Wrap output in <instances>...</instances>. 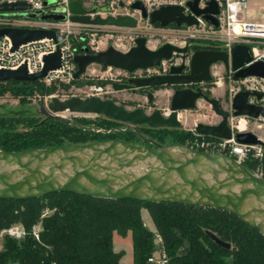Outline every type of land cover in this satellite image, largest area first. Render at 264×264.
Here are the masks:
<instances>
[{
  "label": "water",
  "instance_id": "95a60500",
  "mask_svg": "<svg viewBox=\"0 0 264 264\" xmlns=\"http://www.w3.org/2000/svg\"><path fill=\"white\" fill-rule=\"evenodd\" d=\"M202 0H190L185 6H166L149 15L143 4L134 3L131 9L138 10L142 18H150L151 24L167 27L197 24V17L206 19L218 26L216 16L219 5L216 0H208L201 8ZM26 4L17 2L0 5L1 12L15 11ZM190 11L187 16L185 10ZM71 21L99 26H114L133 29L139 20L131 16L97 17L92 20L80 2L69 6ZM61 11V10H60ZM105 11H109L108 8ZM97 12V9L92 10ZM31 18L65 21L63 14L36 13ZM8 37L12 42L13 52L21 45L51 38L56 41L55 31L3 28L0 39ZM135 46L128 52H121L109 47L97 54H77L75 79L82 78L91 65L113 68L133 75L138 70L161 67L163 61H172L177 54L184 57L182 64L172 66L170 73L152 76L148 79L134 78L130 83L139 88L167 86H192L207 84L213 80L212 68L223 64L225 70H233L235 79L255 76L264 79V61L252 63L254 55L250 46L235 45L230 55L224 51L197 50L191 55L190 66L185 64L188 47H179L166 43L157 50L148 47L146 38L135 39ZM62 53L48 54L43 58L44 68L30 75L27 65L18 70L0 69V83L10 81L33 83L48 76L50 71L62 67ZM249 65V66H247ZM189 71V73H187ZM125 88V87H124ZM250 97L263 99L257 92H241L232 104L235 116L257 120L264 116V108L249 103ZM200 99L208 100L222 118L217 126L198 124L196 131L205 137L219 140H231L245 145H260L261 141L253 132L237 131L229 126L230 113L220 109L215 99L205 96L201 88L179 89L172 97L170 116L163 117L160 111L146 115L141 108L129 111L111 100L103 101L98 97L82 99L80 97L59 101L53 99L48 108L42 107L41 113L47 119L65 122L60 117L64 112L82 115H97L110 120L127 123L136 128L169 127L179 129V111L193 110ZM70 192L78 196L103 200H134L144 203H174L189 206L213 207L235 214L252 228L260 230L264 236V179L247 170L241 163L227 155L203 153L189 146L154 145L136 142L108 140L93 144L64 145L50 149H35L16 153L0 151V199L30 200L42 198L53 193ZM207 236L223 249L232 245L221 241L216 234L208 231Z\"/></svg>",
  "mask_w": 264,
  "mask_h": 264
},
{
  "label": "trees",
  "instance_id": "16d2710c",
  "mask_svg": "<svg viewBox=\"0 0 264 264\" xmlns=\"http://www.w3.org/2000/svg\"><path fill=\"white\" fill-rule=\"evenodd\" d=\"M0 85L28 91L40 82L10 81ZM49 124L63 126L64 122L46 120L39 124L35 134H47L42 128ZM85 136L78 133L76 137L67 136L66 140L71 145L86 144ZM186 138L180 135L175 143L186 145ZM45 147L64 146L49 144ZM35 149L37 145L23 146L21 150L5 146L3 151L16 153ZM244 167L250 169L246 163ZM44 201L50 202V207L56 210L51 216H42L46 208ZM152 206L157 208L149 209V213L163 238L170 264H264V236L260 230L225 210L204 208L226 214L229 220L203 221L183 214L176 216L168 209H202L201 206L93 199L70 192L22 201L0 199V234L16 224H21L27 234L22 240L4 238L0 264H123L125 251L116 252L113 239L115 234L124 239L130 233L134 264H148V258L155 252L154 234L144 227L141 210ZM38 223L42 224V231L40 239L36 240L31 231ZM208 231L230 243L232 248L218 246L209 239ZM227 257H232L233 261L228 262Z\"/></svg>",
  "mask_w": 264,
  "mask_h": 264
},
{
  "label": "rangeland",
  "instance_id": "374dc122",
  "mask_svg": "<svg viewBox=\"0 0 264 264\" xmlns=\"http://www.w3.org/2000/svg\"><path fill=\"white\" fill-rule=\"evenodd\" d=\"M123 12H127L139 20L136 28H118L114 26H104L102 28L90 27V32L87 33V41L82 42L79 38L80 35L76 34L70 38L71 49L79 52L84 46H87L92 48V51L104 52L109 47H114L118 51L128 52L135 46V39L141 37L147 39L148 47L152 50H157L166 43H172L182 47H185L186 44H191L192 50L196 48L206 49L214 46L211 41L204 42V40L197 36H191L190 38L187 29L184 27L180 29L174 27L160 28L158 24L151 25L147 21L142 20L140 14L135 11L123 10ZM212 72L213 80L208 82L209 84L207 86H204L205 90L203 92L208 93L214 99L223 100L225 109L231 113L230 104L226 102L229 97L228 91L233 85L232 81L221 64L214 66ZM118 75L119 72L115 70L109 71L107 68L104 69L98 65H91L85 75L80 79L71 81L69 79H62L48 86L40 83L41 86H34L28 91H17L14 90V86L0 85V151H3L5 146L11 149L21 150L23 146L35 147L37 145L38 149H50L51 147L47 148L45 146H49V144L55 146L71 145L66 140V137H76L78 133L87 135L85 136L87 139L86 144L107 142L108 140L142 143V138H146L149 141H154L163 146L173 145L180 135H186V145L203 153H208L199 149L203 143L210 147L212 142H219L211 137H201L196 134L195 127L198 124L216 125L222 121V118L204 100L198 101L195 109L184 110L178 113L181 122L179 129L168 130L166 128L156 129L143 126H137L136 129H133L127 123L121 122L120 124H116L115 121L112 122L113 120L94 114L77 115L64 112L60 115V117L66 119L63 126L49 124L42 128L47 134H35L36 130L39 129V124L47 120L41 113L42 106L48 107V103L53 99L62 101L63 99L77 97L82 99L98 97L105 101L107 96L106 91H111L115 102L119 105H124L129 111L148 107V101L145 95H141L140 93L134 94L133 92L125 90L119 93L114 92L111 83L115 82L110 78L115 80ZM101 83L107 84L103 86ZM173 95V87L167 85H163V87L158 88L155 92V99L157 101V105L155 106L162 110V113H166V115H169V106ZM151 109H147L149 114L152 111ZM241 119L246 122L247 130L245 132H253L261 141H264V120L249 122L245 117L238 118L231 115L229 124L235 131H237V126ZM73 129L75 130L74 132L72 131ZM241 129L244 130V127H241ZM238 131L240 130L238 129ZM258 149L259 147L248 148L247 151H244V156L242 154L237 155V157L228 156L235 160L238 159L243 166L245 163L248 164L250 168L248 170L250 172L264 179V150L262 152L263 157H257L256 153ZM44 205H46V208L42 216H51L56 211L50 207V202L44 201ZM152 208L155 209L157 207L142 208L141 215L143 216L144 227L154 234L158 230H156L149 213V209ZM204 208L209 207H203L202 209H180L173 207L168 209L170 213H176V216L183 214L190 218L197 217L203 221L214 220L216 222H225L229 220L226 214L215 212L214 210L207 211ZM128 236V238L122 240L123 238L119 234H116L114 244L115 246L120 244L122 251H125L124 264H133L132 256L129 258L128 255L131 253L129 252L131 251V233ZM5 237L2 233L0 234V245L2 249ZM185 244L188 245V242L185 241ZM156 251L157 245H155ZM226 259L228 262L233 261L232 257H227Z\"/></svg>",
  "mask_w": 264,
  "mask_h": 264
},
{
  "label": "built area",
  "instance_id": "2783aa9c",
  "mask_svg": "<svg viewBox=\"0 0 264 264\" xmlns=\"http://www.w3.org/2000/svg\"><path fill=\"white\" fill-rule=\"evenodd\" d=\"M75 1L82 4L83 8L87 11L86 16H90L92 20L96 19L97 17L106 19L110 16L115 18L119 15L131 16L127 12H123V10L131 12L135 11L140 14L142 20H145L142 18V14L140 11L131 9L132 4L137 2L142 3L144 8L146 9V12L151 15L152 12L160 10L161 7L176 5L184 7L185 4L190 0H0V5L4 3L14 4L17 2H23L26 4L24 7L17 8L15 11H0V29L21 28L28 30H49L55 31L57 37L56 41L51 38H47L39 41H32V43L23 44L16 52L12 51V42L8 37L1 38L0 69L18 70L19 67L27 65L28 73L30 75H33L34 73H38L43 70V58L48 54L57 52L60 48L62 53L61 69L50 71L48 73V76L40 80L39 82L48 86L62 79H69V81L76 80L75 73L77 71V65L73 60L74 57L77 54H97L99 52L92 51V48H89L87 46H84L80 52H75L71 49L70 38L75 36V34L80 35L79 38L81 39V41L85 42L87 41V33L90 32V27L102 28L105 25L99 26L72 22V14L69 10V6ZM207 1L208 0H202L200 7L205 8V3ZM216 1L219 5L220 12L219 15L216 16L218 26H214L206 19L204 20L201 17H197V24L191 25V27L186 25L177 26L175 24H171L165 28L174 27L180 29L181 27H184L187 29L190 38L191 36H197L198 38L204 40V42L211 41L214 46L206 49L224 51L228 53V55H230V62L232 57L231 52L235 45H245L248 47L250 46L254 55V60L249 63V65L258 61H264V24H256L247 20L250 0ZM106 8H108L109 11H105ZM94 9H97V12H92V10ZM36 13L63 14L64 16H66V20L58 22L50 19L42 20L38 17H30L32 16V14ZM185 13L187 16L191 14L188 9L185 10ZM145 21H147L148 24H151L150 18ZM189 46H191V44H186L185 47ZM192 54L193 52L191 53V55ZM191 55L190 58L185 62L187 67L190 66ZM174 59L172 61H163L161 67L159 68L138 70L133 75L122 70H116L113 68L107 69L109 71L115 70L119 72V75L115 80L110 78L115 83H119L120 81L128 77L149 78L152 76H163V74L168 73L172 66H175ZM180 64H182V62L178 61L176 65ZM221 65L224 67L223 64ZM226 73L229 75V78L231 79L233 84L228 91V99L230 100L231 105L233 104L236 95L241 92L252 91L262 93L264 95L263 78L250 76L249 78L235 79V72L233 70H226ZM249 103L264 108V97L261 100H258L256 97H250ZM257 120L263 121L264 116H260V118ZM219 142H212L211 145L209 144L210 147L206 146V144L203 143L199 149L201 151L217 154H222L223 151L227 149L228 155L237 157V155L239 154H242V156H244V151H247L248 148L252 149L259 147L256 156L263 157L262 152L264 149L260 145L250 146L241 144L239 142H236L234 138H232L231 140L222 139L219 140ZM191 148L193 149V147ZM236 161H238V159ZM41 231L42 224L38 223L33 227L31 234L36 240H39ZM2 234L16 240H22L27 235L25 228L21 224H16L10 227L9 229L3 231ZM154 242L155 245H157V251L153 252V254L148 258V264H170V259L168 258L165 247L163 245V238L158 231L154 233Z\"/></svg>",
  "mask_w": 264,
  "mask_h": 264
},
{
  "label": "flooded vegetation",
  "instance_id": "af4514ba",
  "mask_svg": "<svg viewBox=\"0 0 264 264\" xmlns=\"http://www.w3.org/2000/svg\"><path fill=\"white\" fill-rule=\"evenodd\" d=\"M197 50H204V49H196V50H192V47L191 46H189L188 47V52H187V54H186V60H185V62L190 58V55H191V53L193 52H195V51H197ZM208 50H210V49H208ZM184 57H182V55H179V54H177V56H175V59H174V64H175V66H177L176 64H177V62L178 61H181V62H184L183 59ZM212 70V69H211ZM170 73V71H168V73H166V74H163V75H168ZM187 73H189V71H187ZM212 75H213V72H212ZM134 78H136V77H134ZM134 78H130V77H128V78H125V79H123L122 81H120L119 83H111V87H112V89L114 90V92H117V93H119L120 91H128V92H133L134 94H138V93H140L141 95H145L146 96V99H147V101H148V107H143V108H141L143 111H144V113L146 114V115H152V114H154L156 111H160V113H161V115H163V117H169L170 116V108H171V104H170V106H169V115H166V113H162V110H160L159 108H157L155 105H157V101H156V99H155V92H156V90L158 89V88H161V87H149V88H146V87H144V88H139V87H136L135 85H132L131 83H130V81L131 80H134ZM139 79H148V78H139ZM107 84V83H106ZM106 84L105 85H103V86H106ZM207 84H209L208 82H207ZM207 84H200V85H192V86H171V87H173V90H174V94H175V92H177L179 89H198V88H201L202 89V91H204L205 90V85L207 86ZM203 86V87H202ZM125 87V88H124ZM107 88V87H106ZM204 94H205V96L206 97H208L209 99H214V98H212V97H210V95L207 93L206 94V92H203ZM106 100H111V101H113V102H115V100H114V96L112 95V92L111 91H106ZM172 99V98H171ZM228 99V98H227ZM105 100V101H106ZM200 100H204L206 103H208L211 107H212V109H213V111L216 113V111H215V108H214V106L212 105V104H210V102L207 100H205V99H200ZM199 100V101H200ZM215 100H217V99H215ZM104 101V100H103ZM218 101V103H219V107H220V109H223L224 111H227L226 109H225V106H224V101L223 100H217ZM227 101V100H226ZM118 106H124V105H119L117 102H115ZM171 103H172V100H171ZM226 103H228V104H230L229 106H230V108H231V113L229 112V111H227L228 113H230V116H229V120H228V124H229V121H230V119H231V115H234L235 116V113H234V111L232 110V105H231V103H230V100L228 99V101L226 102ZM125 107V106H124ZM126 108V107H125ZM150 108H152L151 110V112H150V114L148 113V111H147V109L149 110ZM138 109V108H137ZM180 112V111H179ZM178 112V113H179ZM218 114V113H217ZM235 117H238L239 118V116H235ZM248 119V121L249 122H251V121H254V119H249V118H247ZM116 122V121H115ZM222 122V121H221ZM220 122V123H221ZM119 123V122H118ZM220 123H218V124H216V125H211V126H217V125H219ZM200 124H202V123H200ZM205 125V124H204ZM209 125V124H208ZM207 125V126H208ZM128 126L130 127V128H133V129H136V128H134V127H132V126H130L129 124H128ZM229 126H230V124H229ZM141 127V126H140ZM143 127H147V126H143ZM231 127V126H230ZM147 128H149V127H147ZM164 128H166V129H168V130H173V128H169V127H164ZM196 128V127H195ZM232 129H233V127H231ZM238 127H237V131H238ZM196 131V130H195ZM233 131H234V133H237V131H235L234 129H233ZM196 134L198 135V136H201V137H204V136H202V135H200V134H198V132L196 131ZM212 138V137H211ZM214 140H216V141H219V139H216V138H213ZM142 143L143 144H146V145H148V146H154L155 144L156 145H161V146H163L162 144H159V143H156V142H154V141H149V140H147L146 138H142ZM180 144V143H179ZM179 144H177V143H175V144H173V145H179ZM187 146V145H186ZM191 148V147H190ZM194 150V149H193ZM217 154V153H216ZM227 155H228V151H227Z\"/></svg>",
  "mask_w": 264,
  "mask_h": 264
},
{
  "label": "crops",
  "instance_id": "0c3cea01",
  "mask_svg": "<svg viewBox=\"0 0 264 264\" xmlns=\"http://www.w3.org/2000/svg\"><path fill=\"white\" fill-rule=\"evenodd\" d=\"M247 20H249L253 23H256V24H261V25L264 24V0H250V7L248 10ZM115 235H114V239H113V246H115V244H114ZM128 237L129 236H127L126 238H128ZM130 238H131V236H130ZM124 239H122V240H124ZM130 246H131V251H129V252H131V253L128 255H129V258L132 256V260H133L132 240H131ZM1 250H2V247L0 245V251ZM115 251L116 252L122 251V246L120 244L118 246H115ZM124 262H123V264H124ZM133 264H134V260H133Z\"/></svg>",
  "mask_w": 264,
  "mask_h": 264
},
{
  "label": "bare ground",
  "instance_id": "6f19581e",
  "mask_svg": "<svg viewBox=\"0 0 264 264\" xmlns=\"http://www.w3.org/2000/svg\"><path fill=\"white\" fill-rule=\"evenodd\" d=\"M237 127L239 128L240 131L245 132V131L247 130L245 120L241 119V120L239 121ZM241 127H244V130H242Z\"/></svg>",
  "mask_w": 264,
  "mask_h": 264
}]
</instances>
